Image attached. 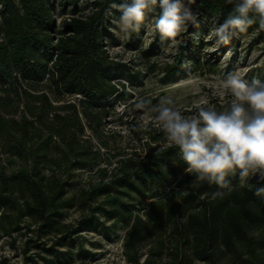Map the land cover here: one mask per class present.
<instances>
[{"label":"trees","instance_id":"1","mask_svg":"<svg viewBox=\"0 0 264 264\" xmlns=\"http://www.w3.org/2000/svg\"><path fill=\"white\" fill-rule=\"evenodd\" d=\"M114 1L0 0V237L12 248L21 240L24 258L42 249L51 259L41 260L60 264L81 232L107 237L106 223L121 224L128 264L163 254L168 264H264L259 175L245 183L230 176V190L213 200L217 185L187 173L177 147L160 150L166 140L159 123H130L126 143L108 127L115 105L132 99L143 80L108 53ZM191 7L200 13L199 28L190 26L197 54L232 6L196 0ZM243 40L264 50L258 25L222 48ZM157 42L140 51L146 75L163 47ZM183 59L158 68L162 82L181 73ZM84 170L79 183L75 174ZM69 211L78 213L75 223L66 221ZM151 240L141 263V247Z\"/></svg>","mask_w":264,"mask_h":264},{"label":"clouds","instance_id":"2","mask_svg":"<svg viewBox=\"0 0 264 264\" xmlns=\"http://www.w3.org/2000/svg\"><path fill=\"white\" fill-rule=\"evenodd\" d=\"M196 0H122L111 7L120 13L122 32H139L146 14L159 9L154 29L162 40L175 45L177 37L190 26L199 28L198 11L191 5ZM231 11L218 26L210 30L217 45H227L233 37L246 33L253 25L264 30V0H226ZM221 90L231 94L224 110L201 106L197 114L185 116L170 97H162L152 108L165 134L167 147H177L196 180L217 185L213 200L223 199L230 190V176L239 175L241 183L259 175L264 181V81L244 79L239 72L229 73L221 81ZM150 101L137 98L136 108L143 109ZM255 195L264 197V186Z\"/></svg>","mask_w":264,"mask_h":264},{"label":"rangeland","instance_id":"3","mask_svg":"<svg viewBox=\"0 0 264 264\" xmlns=\"http://www.w3.org/2000/svg\"><path fill=\"white\" fill-rule=\"evenodd\" d=\"M120 2L122 0L114 1ZM114 10L116 13L113 19V37L106 40L108 53L115 61L143 74L142 85L133 90V98L117 103L114 113L107 118L108 127L119 132L125 143L131 141L127 133L133 125L141 126L149 121L159 123L155 119L157 113L152 111V108L159 104L162 97H170L182 115L191 116L197 114L201 106H214L218 111L228 107L232 97L230 93L221 90V81L229 73L238 71L248 81H264V50L250 40H243L237 46L224 49L222 45H217L215 36L209 35L204 39L201 52L194 54L191 49L197 38L191 33L190 27L176 38L178 42L175 45H170V42L162 40L154 29L157 14L147 13L140 31L126 34L119 26L120 13ZM157 39L159 43H163V47L159 48L157 56L151 58L154 72L146 75L149 68L141 58L140 51L157 45ZM181 56L184 58L181 73L173 78L174 80L162 82L164 76L158 68L165 63H175ZM207 58L214 63L213 66L205 62ZM138 97L150 101V104L143 109L136 108ZM87 172L88 170H84L75 174L79 183L84 182ZM77 219L78 213L69 211L66 221L75 223ZM105 226L109 227L107 237L103 232H81L75 237L68 257L60 264H128L123 256L125 227L121 224L113 227L111 223H106ZM167 234H163L166 245L169 243ZM50 244L51 242L47 243V246ZM153 245L151 240L141 247V253L144 254L141 263ZM21 251V240L16 241L12 248L8 238L0 237V264H47L41 257L51 259L42 249L29 250L26 258ZM148 259L149 264L169 263L167 254L161 257L149 255Z\"/></svg>","mask_w":264,"mask_h":264}]
</instances>
